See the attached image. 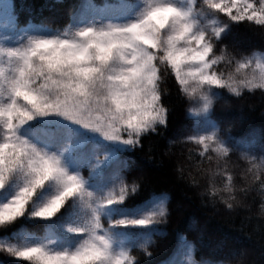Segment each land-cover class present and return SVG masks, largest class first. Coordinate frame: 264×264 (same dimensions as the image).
<instances>
[{
    "label": "snow or ice",
    "instance_id": "obj_1",
    "mask_svg": "<svg viewBox=\"0 0 264 264\" xmlns=\"http://www.w3.org/2000/svg\"><path fill=\"white\" fill-rule=\"evenodd\" d=\"M142 3L136 18L116 23L139 7L137 0L89 2L58 27L29 20L18 42L0 43V230L6 234L0 253L7 257L28 264H147L153 256L149 234L166 215L163 201L130 208L137 182L127 181L114 152L99 151L74 130L136 149L173 115L163 99L165 75L174 76L187 98L186 114L195 119L189 142L201 148L200 156L228 157L227 141L212 120L216 89L236 96L264 89V56L235 58V70L260 73L259 79L237 80L216 69L233 62L226 52L217 55V42L241 22L264 34V0H187L186 9L169 0ZM66 160L77 170L70 171ZM250 163L264 186L258 174L264 161ZM227 181L231 192L230 175ZM90 184L101 187L90 190ZM141 234L147 238L138 239ZM191 252L185 241L178 254Z\"/></svg>",
    "mask_w": 264,
    "mask_h": 264
},
{
    "label": "trees",
    "instance_id": "obj_2",
    "mask_svg": "<svg viewBox=\"0 0 264 264\" xmlns=\"http://www.w3.org/2000/svg\"><path fill=\"white\" fill-rule=\"evenodd\" d=\"M10 1L19 25L30 20L53 28L66 23L82 3ZM217 49V55L226 52L233 58L232 63L222 61L216 65L227 75L235 66V58L264 53V34L252 22L232 24L223 40L217 42ZM160 83L164 103L173 113L168 124L160 134L145 135L136 149L118 155L127 181L138 184V194L129 201L130 208L154 196L165 197V222L157 224L149 234L153 256L146 258L147 264H163L171 258L178 237L192 245V257L197 263L264 264V186L254 179L255 169L250 163L253 159L257 165L264 161V90H244L239 96L227 89L216 90L212 120L230 148L228 157L218 160L215 153L200 156L201 148L189 142L195 122L186 114L187 98L178 91L174 76L165 75ZM258 174L264 178V173ZM229 175L231 192L225 191ZM225 200L233 203L231 209ZM25 227L35 230L30 225ZM0 234L6 235L3 230ZM0 264L18 263L0 253Z\"/></svg>",
    "mask_w": 264,
    "mask_h": 264
},
{
    "label": "rangeland",
    "instance_id": "obj_3",
    "mask_svg": "<svg viewBox=\"0 0 264 264\" xmlns=\"http://www.w3.org/2000/svg\"><path fill=\"white\" fill-rule=\"evenodd\" d=\"M91 2L94 3L97 6H101L104 3H95L91 0H83L81 7H80V11L84 10V8L86 7V5ZM109 2H111V0H109ZM137 2L139 3V7L133 9L129 14L121 16L117 19H115L113 22L116 23H123L125 22L127 19H134L136 18V16L142 11L143 9V3L142 0H137ZM169 2L175 4L177 7L181 8V9H186L187 8V0H169ZM26 27L25 25H19L16 22L15 16L13 14V10H12V5L10 0H0V43H12V42H18L23 36H24V32L22 31V29ZM7 37L8 40H5L4 38ZM260 55V54H257ZM241 71H246V70H241ZM231 72H235V66L233 67V69L231 70ZM219 89V88H217ZM216 89V90H217ZM244 90H248V89H243ZM264 90V89H263ZM231 93V92H230ZM234 94V93H231ZM191 117V116H190ZM194 122L195 119L193 117H191ZM196 128V124L194 126V130ZM74 131L79 132L80 135L85 136L88 140V143L90 146L92 145H96L98 146V150L99 151H105V152H114L115 153V158L116 160H118V155L121 151H124L123 149L119 148L116 145H109L106 144L99 136L93 135L91 133H87V132H80L78 129H75ZM120 165H123L122 161H118ZM66 164H68L70 171H76L77 170V166L74 163H69L68 160L65 161ZM81 175H83V173L81 172ZM110 184V181H109ZM109 184H104L102 185V187H107L109 186ZM97 187H101L98 185H94V184H90L89 188L90 190H92L93 188H97ZM46 191H50V189H46ZM163 201L164 205H165V197L164 196H155L152 197L148 202H150L148 204V206H152L154 203H159L160 201ZM5 235L0 234V239H4ZM138 239H146L147 236L144 235H139L137 237ZM186 240L183 237H178V242H177V246L176 249L173 253V255L171 256V258L165 262L164 264H168L169 261H176V260H182L184 261V264H187L188 260L192 258V252L191 255H179V250L182 248L184 242ZM16 243H20L19 240L15 241ZM2 255L6 256L4 253H1ZM7 257V256H6ZM10 260H13L15 262H17L18 264L21 263H25L28 264V262L26 261H18L15 258L12 257H8ZM197 264H201V263H197Z\"/></svg>",
    "mask_w": 264,
    "mask_h": 264
},
{
    "label": "clouds",
    "instance_id": "obj_4",
    "mask_svg": "<svg viewBox=\"0 0 264 264\" xmlns=\"http://www.w3.org/2000/svg\"><path fill=\"white\" fill-rule=\"evenodd\" d=\"M260 55L264 56V53H261ZM232 75H234L235 79L241 80V79H248V78H253V79H259L260 78V73H258L256 70L253 68H249L246 71H241V70H235V72H231ZM97 95L99 97H103L105 95V90L103 88L98 87L97 88ZM103 103V101H101ZM165 217L166 215L158 220L156 224H160L165 222Z\"/></svg>",
    "mask_w": 264,
    "mask_h": 264
}]
</instances>
